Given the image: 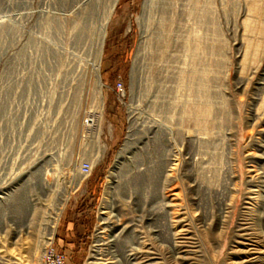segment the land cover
<instances>
[{
	"label": "rangeland",
	"instance_id": "374dc122",
	"mask_svg": "<svg viewBox=\"0 0 264 264\" xmlns=\"http://www.w3.org/2000/svg\"><path fill=\"white\" fill-rule=\"evenodd\" d=\"M108 4L0 0V264H264V0Z\"/></svg>",
	"mask_w": 264,
	"mask_h": 264
},
{
	"label": "built area",
	"instance_id": "2783aa9c",
	"mask_svg": "<svg viewBox=\"0 0 264 264\" xmlns=\"http://www.w3.org/2000/svg\"><path fill=\"white\" fill-rule=\"evenodd\" d=\"M22 16V14H19ZM124 83L122 81L117 83V92L120 94L124 93ZM0 99V118L3 122L4 128H17L20 124L21 119V111H20V103L18 100V90L16 86V81L12 80L10 82H6L2 89ZM14 104V107H13ZM0 148H2V142L0 143ZM94 164L91 159L83 160L79 165V178L76 176H72V180L70 183L74 181V189H80L81 185L85 180L90 178L94 171ZM78 183V185L76 184ZM45 259L47 264H65L66 263V255L64 253L58 252L53 248V243L47 246L45 250Z\"/></svg>",
	"mask_w": 264,
	"mask_h": 264
},
{
	"label": "bare ground",
	"instance_id": "6f19581e",
	"mask_svg": "<svg viewBox=\"0 0 264 264\" xmlns=\"http://www.w3.org/2000/svg\"><path fill=\"white\" fill-rule=\"evenodd\" d=\"M90 0H85V3L88 2ZM95 1V0H94ZM95 3V2H94ZM118 3V0H110V5L108 8H106V12H104L102 14V17L101 20L98 22V29L100 31V34H101V38L104 39L106 37V34H107V25L109 24L111 18H112V15H113V12L115 10V7ZM93 4V3H92ZM264 8V7H263ZM252 10L253 11H256L258 10V7L256 5L252 6ZM248 14V13H247ZM263 16V15H262ZM246 24V23H245ZM104 45V44H103ZM103 45L100 46V49H99V52H98V57H97V62L93 68L94 70V74H95V81H96V91H97V103H98V106H97V110L96 112L93 114H90L89 116H91L90 121V127H94L95 125H99L98 124V121L100 122L101 120V116H102V112H103V97H102V89H103V83L101 81V77H100V60H101V56H102V52H103ZM244 56H245V53H244ZM247 60V59H246ZM245 60V62H246ZM243 62V61H242ZM16 63V62H15ZM245 65V64H244ZM16 69V68H15ZM10 77V76H9ZM32 79V78H31ZM1 83V82H0ZM16 86H17V83H16ZM2 96V95H1ZM21 97V96H20ZM22 99V98H21ZM264 106V99L262 101V103L260 104L259 108H262L261 106ZM258 108V109H259ZM257 114V113H256ZM22 118V117H21ZM97 120V121H96ZM257 120V119H256ZM261 120V119H260ZM32 121V120H31ZM31 126V125H30ZM138 126V125H137ZM26 127V126H25ZM99 128V127H98ZM10 130V129H9ZM99 132V131H98ZM25 133V132H24ZM1 134V133H0ZM188 134V133H187ZM96 135H97V132H96ZM98 137V135H97ZM97 137H95V139H97ZM23 139V138H22ZM20 140V139H19ZM95 141V140H94ZM10 144V143H9ZM130 147H127V143H126V146L125 148H123L122 152L119 154L118 156V161H121L124 157H125V154H127L129 151H130ZM29 151V150H28ZM31 154V153H30ZM3 159V158H2ZM167 162V161H165ZM170 163V162H169ZM1 165V164H0ZM118 165V164H117ZM168 165V164H166ZM170 167V166H169ZM167 169V168H165ZM181 169V167H180ZM13 170V169H12ZM254 172L256 170H253ZM165 172V171H164ZM167 173V172H166ZM165 173V174H166ZM48 174L46 173L44 175V177L42 178V182L45 183V185L49 186L51 185L50 181L48 180ZM166 179V178H165ZM165 181V180H164ZM167 182V181H166ZM78 185V183H76ZM52 186V185H51ZM179 196V195H178ZM177 197V196H176ZM174 198V197H173ZM66 200H68L66 198ZM64 204V203H63ZM168 204V203H166ZM169 205V204H168ZM109 212V211H108ZM104 213H107L106 211L103 212ZM53 227H52V233H51V237H50V241L53 240V237H54V233H55V229L57 227V222L53 223ZM101 225V224H100ZM100 233V232H99ZM100 237V236H99ZM104 237V236H103ZM99 238L98 240H96V245L94 246V250L92 252V255H91V262H89L90 264H103V262H109L110 258H107L106 255L104 253H102L100 251V245H99ZM49 245V244H48ZM104 251V250H102ZM105 252V251H104ZM130 253H132V250L130 251ZM111 257V256H110ZM7 261V260H6ZM10 261V260H9ZM10 263V262H9ZM106 264V263H105Z\"/></svg>",
	"mask_w": 264,
	"mask_h": 264
}]
</instances>
